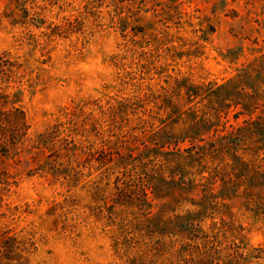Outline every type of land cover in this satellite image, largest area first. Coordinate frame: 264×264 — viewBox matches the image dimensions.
<instances>
[{
    "label": "rangeland",
    "instance_id": "rangeland-1",
    "mask_svg": "<svg viewBox=\"0 0 264 264\" xmlns=\"http://www.w3.org/2000/svg\"><path fill=\"white\" fill-rule=\"evenodd\" d=\"M12 107L0 264H264V0H0Z\"/></svg>",
    "mask_w": 264,
    "mask_h": 264
},
{
    "label": "trees",
    "instance_id": "trees-1",
    "mask_svg": "<svg viewBox=\"0 0 264 264\" xmlns=\"http://www.w3.org/2000/svg\"><path fill=\"white\" fill-rule=\"evenodd\" d=\"M28 125L24 113L12 107L9 110H0V147L6 152L9 146L16 144V141L26 135Z\"/></svg>",
    "mask_w": 264,
    "mask_h": 264
}]
</instances>
